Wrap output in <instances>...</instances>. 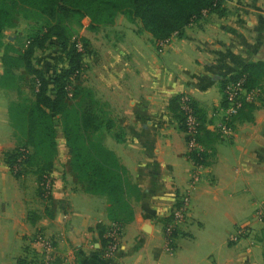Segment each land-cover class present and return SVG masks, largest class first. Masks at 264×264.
<instances>
[{"label":"crops","instance_id":"obj_1","mask_svg":"<svg viewBox=\"0 0 264 264\" xmlns=\"http://www.w3.org/2000/svg\"><path fill=\"white\" fill-rule=\"evenodd\" d=\"M133 54L93 94L95 102L107 103L113 118L115 132L104 143L93 138L124 168L126 219L115 217L112 209L118 206L106 195L61 186L60 171L54 193L70 202L67 212L55 222L44 215L34 219L36 178L29 188L18 185L3 157L14 138L6 108L0 118V264L42 261L37 226L53 242L54 264H264L263 223L253 216L257 201H264V96L234 119L228 140L217 134L207 140L214 125L205 122L200 143L206 157L192 188V209L174 234L172 250H165V227L195 168L170 101L189 94L216 122L222 81L249 63L264 65V0H223L220 12L190 23L161 51L155 41H140ZM113 220L122 233L110 259L101 232ZM243 222L254 230L238 244L229 243L228 235Z\"/></svg>","mask_w":264,"mask_h":264},{"label":"rangeland","instance_id":"obj_2","mask_svg":"<svg viewBox=\"0 0 264 264\" xmlns=\"http://www.w3.org/2000/svg\"><path fill=\"white\" fill-rule=\"evenodd\" d=\"M57 22L63 27L69 42L76 43L78 50L82 52L81 68L79 72L72 76L69 86V96L66 100L67 111L71 113L70 124L77 132H79V125L82 124L81 104L83 96L89 93L94 98L93 94L95 95V90L98 85L101 90V88H104L103 84L106 83L107 77H111L114 73H120L123 63L126 62L125 60L131 59L134 56V54L132 55V47H136L140 41H155L156 47L161 51L163 47L171 43L172 37L175 35L170 38L169 42L166 43L167 45H163L161 41L158 42L153 37H149V33L143 29L141 21L127 12L119 13L113 24L93 25L88 18L76 13H70L69 16L62 17L58 20H51L47 16L31 9H21L18 11L14 15L11 24L0 33V118L6 108H9L10 126L13 129L14 136L11 146L3 150V157L7 163V158H10L12 154L19 153L21 155V158H19L20 166L16 165L15 169L14 163L13 165L12 163H7L10 175L15 176L17 180L19 179L16 182L18 185H24L27 188L32 183L30 178L33 176L36 178L38 188L36 193H34L35 196L31 197L35 198L34 202L36 207L31 212V216H35L34 219L37 218L39 220L44 215V217L54 220V222L67 212V204L70 203L66 199H56L54 193V189H56L55 173L60 171L59 177L63 179L61 186L84 187L87 181L83 172H77L72 168V153L67 146L63 132L65 120L62 115L53 114V121L57 131V152L51 162L41 156H37L34 148L26 143L25 138L22 136V132L25 129L22 128L23 131L20 130L21 132L17 130L11 108L17 103H34L40 88L39 78L32 72H29L24 63H21L22 61L20 63L16 61V58L23 54L35 34L46 32L49 26ZM5 55L8 62L7 65L3 63V57ZM32 62L36 68L44 73L47 80L50 81V93L54 94V85L52 83L54 76L68 67V59L62 51L61 41L53 37L43 47H37ZM95 112L97 114L95 125L99 126V130L95 132L94 138L96 141L104 143L108 136L115 132L112 129L113 118L105 101L97 102ZM200 112L206 123L208 122L209 125L216 124V122H213V124L207 118V113L204 110L201 109ZM174 114L179 117L177 110ZM3 119L2 117L1 120ZM216 134L218 133L213 128V130L207 133V140L216 139ZM229 138L222 139L228 140ZM82 141L79 139L77 144H82ZM47 167H50V171H43ZM42 173L49 175H44L45 180L41 186L38 177L40 174L43 176ZM49 180L50 186L48 187L47 183ZM188 190H190V206L187 217L192 209V188L189 186L186 191ZM183 194L184 192L180 197ZM6 196H3V199L6 198V202L9 203L10 196L9 194ZM259 203H264V201H257V204ZM14 210L12 209L11 212ZM114 210L119 212L117 208ZM255 211L256 206L253 211V216L263 223L260 224L262 228V238H260L264 244V220L262 221L256 217ZM119 213L121 214V212ZM244 223L238 224L231 234H227L229 243L238 244L241 240L249 236L248 233L238 242L231 240L232 235L236 233L238 228L244 226ZM112 225L113 222H110L106 229L104 228L102 230V241L109 232H112ZM254 228L255 226H251L252 230ZM41 233L45 234L46 232L43 229L40 230V226H37L34 230V234H37L36 239ZM120 233H122L121 227ZM107 240L103 244L104 248L107 245ZM25 261L28 263L27 260ZM26 262L22 264H26Z\"/></svg>","mask_w":264,"mask_h":264},{"label":"trees","instance_id":"obj_3","mask_svg":"<svg viewBox=\"0 0 264 264\" xmlns=\"http://www.w3.org/2000/svg\"><path fill=\"white\" fill-rule=\"evenodd\" d=\"M223 0H0V33L11 24L14 15L21 9L36 10L51 20H58L67 17L70 13H76L86 17L93 25L113 24L116 17L121 12H127L141 21L143 29L150 33L156 41H162L173 34L180 35L187 25L203 16V11L208 13L220 12ZM56 37L61 41L62 51L68 59V67L56 74L52 80L54 94L50 91V81L44 73L36 68L32 62L33 55L37 47H43L51 38ZM82 52L78 50L76 43H70L65 31L60 23L49 26L46 32H40L33 36L23 54L16 58V61L24 63L26 69L39 78L40 88L34 103H17L11 108L13 120L17 130L25 129L22 136L26 143L31 145L37 156L51 161L57 152L56 127L53 121V114L62 115L65 120L63 132L67 146L72 153V168L77 172H83L87 180L84 185L89 193H99L106 195L109 201L118 206L119 212L112 209L117 215L126 219L128 203L124 190V168L116 160L114 153L105 146L97 143L93 136L99 129L95 125L97 114L95 109L97 103L89 93L82 98L81 116L79 132L74 130L70 124L71 113L67 111L66 100L69 96V86L72 76L79 72L81 68ZM3 63L8 64L6 55ZM264 73V65L259 62L249 63L237 72L231 74L222 81V90L230 81L245 79L247 88L261 86V76ZM183 94L171 99L169 107L174 113L179 112L178 117L184 131V114L181 110L180 99ZM192 105L200 120V133L197 137L201 142V133L205 130L201 109L196 101L192 99ZM223 106L225 102L223 100ZM255 105L245 104L240 112ZM232 121V126L234 124ZM23 131V130H22ZM219 137V134H217ZM81 139L82 144H77ZM191 156L199 161L196 154ZM206 152L203 154L201 163H205ZM19 153H14L7 158V163H14L20 166ZM14 171V170H13ZM43 171H50V167ZM17 175V173H16ZM48 176L49 174H43ZM39 175V183L42 186L45 176ZM111 210V211H112ZM120 226L117 220H113ZM121 227V226H120ZM107 238H104V243ZM264 257V250H263ZM21 262H26L21 260ZM26 264H29L26 262Z\"/></svg>","mask_w":264,"mask_h":264},{"label":"built area","instance_id":"obj_4","mask_svg":"<svg viewBox=\"0 0 264 264\" xmlns=\"http://www.w3.org/2000/svg\"><path fill=\"white\" fill-rule=\"evenodd\" d=\"M207 10L203 11V15H206ZM194 22V21H193ZM192 23V22H191ZM174 35V34H173ZM172 35V36H173ZM171 36V37H172ZM162 40L161 43L167 45L170 38ZM223 100L225 105L222 107V113L218 116L216 124H214V129L217 131L221 138H229L233 135V126L232 121L234 117L239 113V111L245 106V104H255L257 101L264 96V85L247 88L245 85V79L241 78L236 81H230L225 84L223 90ZM192 97L189 94H183L180 99L181 110L184 114V133L186 136L187 144V157L194 163V171L191 175L189 182L190 188H194L196 183L201 178V168L204 163H201L200 160L203 159V154L205 150L201 143L198 142L197 137L200 133V120L195 112V109L192 105ZM191 154H196L199 161H196ZM48 187L50 186V180L47 183ZM190 190L185 191L184 194L177 201L172 214L171 219L165 227V250H172V243L174 239V234L178 229L179 225L186 219L187 213L190 206ZM256 217L260 220H264V203H259L256 206L255 211ZM112 232L108 233L106 238L107 245L104 249V254L107 258L114 259L116 253L119 250V237L120 226L116 223H113ZM110 229V230H111ZM251 231V226L249 224H244L237 229L236 233L232 235L231 240L238 242L242 237L246 236ZM44 251V256L40 264H54L53 258V249L54 245L50 238H47L43 234H40L37 238Z\"/></svg>","mask_w":264,"mask_h":264}]
</instances>
